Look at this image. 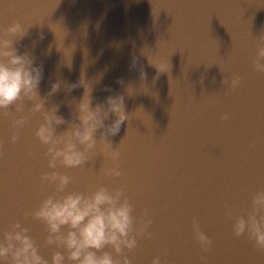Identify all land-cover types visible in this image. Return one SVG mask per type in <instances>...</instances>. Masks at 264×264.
<instances>
[{"label": "water", "instance_id": "95a60500", "mask_svg": "<svg viewBox=\"0 0 264 264\" xmlns=\"http://www.w3.org/2000/svg\"><path fill=\"white\" fill-rule=\"evenodd\" d=\"M14 20L31 26L17 47L42 66L46 109L59 105L57 114L71 121L84 88L66 85L81 79L92 84L93 106L124 96L129 119L109 137L124 174L106 176L111 161L102 155L83 169L58 170L74 177L69 191L120 185L134 214L148 210L152 235L128 253L133 264L157 254L167 264H202V256L203 264H264V252L235 238L225 217V203L247 209L264 187V75L252 68L264 0H0V35ZM234 75L241 84L229 89L223 81ZM57 80L60 91L47 96ZM40 121L33 115L11 143L15 130L0 118V238L52 191L40 183L48 170L34 135ZM194 217L213 241L208 253L193 238ZM23 222L42 244L45 226ZM51 252L41 249L48 259Z\"/></svg>", "mask_w": 264, "mask_h": 264}, {"label": "clouds", "instance_id": "9594fccd", "mask_svg": "<svg viewBox=\"0 0 264 264\" xmlns=\"http://www.w3.org/2000/svg\"><path fill=\"white\" fill-rule=\"evenodd\" d=\"M26 26L14 20L2 29L0 35V118L11 121L15 130L11 143L20 139V129L39 113L41 121L35 130V138L44 146L47 169L40 175V183L52 189L38 205L23 213V220H16L0 238V264H133L128 253L139 247V240L151 238L149 228L153 224L147 209L134 214L135 205L124 186L98 184L92 190L69 191L74 177L58 169H83L96 156L111 161L104 170L106 176L119 178L121 152L113 147L109 137L120 132L129 116L125 112L123 95H109L104 102L93 106V87L84 79L78 84L66 85L71 91L83 86L84 92L75 103L71 121L58 115L59 105L45 108V98L40 96L39 86L43 69L35 63L28 51L19 52L17 44L27 35ZM253 71L264 75V36L257 44L252 59ZM158 70V69H157ZM158 72H162L159 71ZM143 75V74H142ZM242 78L234 75L224 84L235 89ZM61 81L52 83L47 96L60 91ZM110 91V89H104ZM31 107H25L26 102ZM115 116L111 124L105 121ZM222 120H228L225 113ZM67 124L60 132L57 128ZM5 142L0 141V157L5 155ZM31 155V153H29ZM225 217L232 221L235 238L246 236L252 246L264 252V187L257 189L250 198L247 209L237 211L225 203ZM39 221L45 226L46 235L40 244L30 234L23 221ZM193 238L202 251H211L213 241L201 230L197 218L192 220ZM42 248L52 249L50 259L41 255ZM205 258L202 256V264ZM151 264H167L160 254Z\"/></svg>", "mask_w": 264, "mask_h": 264}]
</instances>
